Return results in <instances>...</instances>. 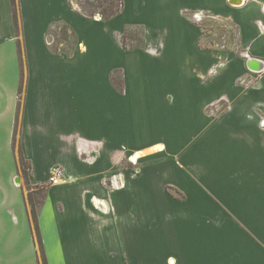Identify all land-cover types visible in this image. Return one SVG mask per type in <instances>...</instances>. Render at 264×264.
<instances>
[{"label": "crops", "instance_id": "0c3cea01", "mask_svg": "<svg viewBox=\"0 0 264 264\" xmlns=\"http://www.w3.org/2000/svg\"><path fill=\"white\" fill-rule=\"evenodd\" d=\"M70 1L17 0L16 33L0 0L9 143L18 124L31 184L62 173L38 213L47 264H264V77L237 86L248 60L233 55L208 75L213 51L181 15L234 24L242 52L264 60V0H122L107 20ZM58 24L75 33L69 53L48 44ZM126 27L143 48L123 47Z\"/></svg>", "mask_w": 264, "mask_h": 264}, {"label": "rangeland", "instance_id": "374dc122", "mask_svg": "<svg viewBox=\"0 0 264 264\" xmlns=\"http://www.w3.org/2000/svg\"><path fill=\"white\" fill-rule=\"evenodd\" d=\"M179 1L180 6L187 4L185 3L186 0ZM70 2L72 7L80 9L82 13L89 17L95 13V9L85 4L82 0H71ZM193 14V11L184 10L182 12L181 10L182 17L199 25L198 27L201 29L202 34L199 42L200 46L213 51L214 63L208 75H212L215 78L225 68L228 55L239 56L240 52H242L238 46L237 28L234 24L208 13H202V20L198 23L193 19ZM60 30L61 24H58L57 27L50 30L52 32H49L55 39L53 47L70 50L73 47V38L67 31L68 38L65 44L61 39ZM160 30L153 32H160ZM124 43L128 46L127 48H143L144 38H142V29L139 27H127ZM13 62V58H8L5 52L0 53V64L5 63L7 66L12 67ZM263 77L264 75L262 74L261 78ZM119 78H121L120 74ZM120 90L122 91V84L120 85ZM10 103L9 95L1 99L0 112L8 108ZM17 108L18 114L20 106L18 105ZM212 109L215 110L216 106L214 105ZM259 115V117L264 119V111H259ZM0 119L2 120V123L0 122V264H41L37 243L35 238L33 239L34 231L29 221L25 179L19 166L18 124L15 126L11 142L9 143L10 137L6 118L0 117ZM132 165H136V163ZM23 168H27L26 163ZM15 173L16 179L13 178ZM46 184L49 185V183ZM30 185L35 186L31 183ZM8 209L12 210L13 213L10 214L7 211ZM15 219H17V223H15Z\"/></svg>", "mask_w": 264, "mask_h": 264}, {"label": "trees", "instance_id": "16d2710c", "mask_svg": "<svg viewBox=\"0 0 264 264\" xmlns=\"http://www.w3.org/2000/svg\"><path fill=\"white\" fill-rule=\"evenodd\" d=\"M85 4L89 5L90 7L95 9V13L101 17L102 20H107L110 19L114 16H116L120 11L122 10L123 7V2L122 0H82ZM11 3V9H12V18H13V24H14V30L17 33L18 32V24H17V15H18V2L17 0H10ZM95 13L91 15L94 16ZM84 14V13H83ZM85 15V14H84ZM87 16V15H86ZM89 17V16H88ZM127 27L123 30L121 34V43L124 48H127L128 46L124 43V36L126 33ZM69 30V34L73 38L72 45L74 46L76 43V36L75 33L72 29H70L67 25H63L60 30V35L61 39L65 44L67 43V31ZM137 48V47H136ZM139 48V47H138ZM54 52H64V53H69L70 50L64 49V48H53ZM110 81L115 87L120 90V85L121 83V78H119V75H114L112 74L110 76ZM21 90V88L19 89ZM19 166L21 171L23 172L24 179H25V184H26V201L27 205L29 207V221L32 224V228L34 231V238L37 243L38 247V252H39V257L41 264H47L46 258L44 255V249L42 245V241L40 238V231L38 227V213L40 212V209L43 206L47 190L49 188V185L45 184H36L35 186H31L28 180V175L31 169L30 162L25 160L24 157L21 154V151L19 152ZM27 164V168L24 169V164ZM34 192V193H33Z\"/></svg>", "mask_w": 264, "mask_h": 264}, {"label": "built area", "instance_id": "2783aa9c", "mask_svg": "<svg viewBox=\"0 0 264 264\" xmlns=\"http://www.w3.org/2000/svg\"><path fill=\"white\" fill-rule=\"evenodd\" d=\"M241 3L234 4V5L238 6ZM263 7H264V5H263ZM77 10L81 11L80 9H77ZM201 14L202 13H199V12L193 14V19L195 20V22H198V23L201 22V20H202ZM54 28L55 27H53L52 29H54ZM48 37H49L48 44L50 45L53 43V35L50 34V36H48ZM239 56L244 57L246 60H249L251 58V57H249V55L247 53H244V52H240ZM256 60L261 63L262 67L260 69H252V68L247 67L244 74L236 79V85L237 86L242 87V88H252L253 89V88H257L260 85V80H261L262 74L264 75V60H262V59H256ZM259 116L260 115H258V125L261 129H264V119H262ZM129 162L131 164L136 163V161H132L130 159H129ZM61 180H62L61 170L58 167H52L50 172L48 173L49 185H57L61 182ZM108 182L112 188H116V182H114L112 179H109Z\"/></svg>", "mask_w": 264, "mask_h": 264}, {"label": "water", "instance_id": "95a60500", "mask_svg": "<svg viewBox=\"0 0 264 264\" xmlns=\"http://www.w3.org/2000/svg\"><path fill=\"white\" fill-rule=\"evenodd\" d=\"M248 67L252 69H260L262 67L261 63L256 59H249L248 60Z\"/></svg>", "mask_w": 264, "mask_h": 264}, {"label": "bare ground", "instance_id": "6f19581e", "mask_svg": "<svg viewBox=\"0 0 264 264\" xmlns=\"http://www.w3.org/2000/svg\"><path fill=\"white\" fill-rule=\"evenodd\" d=\"M134 161H135V159H134Z\"/></svg>", "mask_w": 264, "mask_h": 264}]
</instances>
